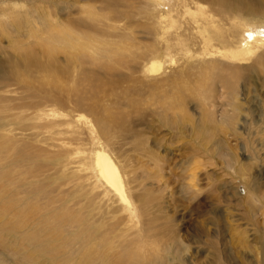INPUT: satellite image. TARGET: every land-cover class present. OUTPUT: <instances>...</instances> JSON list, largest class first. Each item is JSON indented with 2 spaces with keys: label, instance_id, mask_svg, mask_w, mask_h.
<instances>
[{
  "label": "bare ground",
  "instance_id": "6f19581e",
  "mask_svg": "<svg viewBox=\"0 0 264 264\" xmlns=\"http://www.w3.org/2000/svg\"><path fill=\"white\" fill-rule=\"evenodd\" d=\"M9 1H13L9 7L3 8L5 2L0 5V27H8L10 18L14 20L10 24L27 27L31 11L22 0ZM99 1L106 14L101 18L89 10L96 6L82 7L81 13L88 18L79 19V24L78 20L64 24L49 13L42 15L48 29L43 44L46 61L30 53L22 68L12 63L0 66V83L16 80L30 99L24 103L29 108L15 114L20 107L5 106L0 98V193L6 195L1 202L10 207L14 222L10 235L1 232L0 252L17 256L14 264H68L73 258L68 260V253L53 243L52 236L65 229L64 220L72 219L67 231L75 241L98 236L109 239L120 223L108 227L105 222L99 227L95 218L101 213L124 214L128 224L141 229L133 239L110 244L114 254L131 244L136 253L125 251L129 264H168L153 237L142 230L140 204L149 205L151 193L143 194L140 189L145 181L159 176L164 163L152 130L164 126L169 134L196 142L205 153L223 155L234 153L224 133L237 136L241 129L252 130L256 122L253 106L257 97L252 94L256 66L261 64L264 70V52L260 53L264 50V0H146L143 7L152 10L147 18L157 22L159 36L158 50L146 57L138 38L128 33L131 14L142 7L132 0ZM66 26L84 29L85 36L82 30ZM61 54L66 56L62 64L56 61ZM37 99L43 102L36 103ZM140 103L147 108L139 107ZM68 105L80 113L86 111L97 127L89 153L73 144L70 150H54L63 146L61 138L77 132L74 121L23 125L41 107ZM77 114L81 122L83 115ZM144 123L150 137L142 126L136 128ZM79 153L89 158L74 160ZM232 162L237 164V159ZM148 163H153L152 173L146 169ZM67 168L73 170L75 191L86 205L69 209L66 198L55 195L61 184L56 176L66 174ZM77 251L72 247L69 252L75 256ZM179 253L172 256L180 263ZM92 264L105 262L95 259Z\"/></svg>",
  "mask_w": 264,
  "mask_h": 264
},
{
  "label": "rangeland",
  "instance_id": "374dc122",
  "mask_svg": "<svg viewBox=\"0 0 264 264\" xmlns=\"http://www.w3.org/2000/svg\"><path fill=\"white\" fill-rule=\"evenodd\" d=\"M52 1L22 0L21 3L25 5V9L31 11V15L27 20L28 26L25 28H22L24 25L16 27L10 24V21H14L10 18L7 21L8 24H6L8 27H0V66L12 63L14 66L22 68L25 57L30 53L37 56L39 61H46L43 49L45 46L43 47V44L44 39L48 36V29H45L44 21H42L44 13H49L52 18L54 17L53 20L61 21L64 24L71 23L73 20H78L79 24L81 20L87 19L88 17L81 13L82 7L89 9V7L94 8L93 6H96L95 9L89 10L96 11L95 13L101 18L106 14L101 9L102 5L98 4L99 0H60L61 2L55 0L54 4ZM132 1L142 8L131 14L133 18L129 21L132 25L130 24L128 33L134 34L135 38H138L137 41L141 46L143 45L142 48L146 57L158 50L159 36H157V30L154 26H157V22L149 20V15L147 18V14L152 10L143 7L146 0ZM2 2H5L3 8L9 7L13 3L9 0H0V5ZM140 13H143L145 18L136 16ZM39 15L41 16L38 17ZM66 27L74 28V31L77 29V27L72 26ZM19 30L20 33L17 34L16 31ZM77 30H82L80 34H85L84 29ZM6 32L12 34L13 37L9 38ZM263 52L264 50L260 53L263 54ZM179 57L183 58L184 55L179 54ZM65 58L66 56L61 54L57 56L56 61L62 64L65 62ZM256 67V91L252 94L253 97H257V102H255L257 105L253 104L256 105L253 106L256 122L251 128L252 130L246 129L244 132L241 129L237 136L229 132L223 135L226 143L234 149V153H223V155L205 153L196 142L189 140L185 135H175V137L169 134L168 129L164 126L156 127L157 131L153 132L152 130V133L155 134L153 136L158 139L155 148L164 156V163L161 173L156 178L157 181L156 179L149 182L145 181L140 189V192L143 190L141 192H144L143 194L147 191L151 193L149 205H144L143 202L140 204L143 206L142 230L153 237L157 249H160V254L164 255L166 260H169L168 264H263L264 113L260 114V109L262 108L264 111V70L261 68V64ZM26 94L25 88L16 80L6 79V81L0 83L2 104L20 107V109L14 110L15 114H20L21 110L25 112L24 109L29 108L24 107L26 105L24 103L30 101L28 94ZM37 100H35L36 103L42 101ZM139 105V107L147 108V105L143 106L141 103ZM39 110V113L32 114L33 120L23 121V125L50 123L49 121L75 122L73 127L77 132L74 135L67 134L61 138L64 139L63 142L68 147H63V142H59L63 146L59 150L58 148H56L57 150L54 149L56 152L67 150V148L70 150L69 144H73L75 148L85 150L84 152L88 149L90 151L98 130L96 125L94 127V124H91V116L86 111L80 113L79 109L75 111L76 109L71 105L65 108L53 106L45 109L41 107ZM73 111L76 113H73ZM77 112L83 115L81 122L78 120ZM39 116L42 117V120ZM15 117H12L13 123H15ZM36 117L38 120H36ZM260 117L261 121H259ZM146 124H137L136 128L140 129L139 126H142L144 129ZM151 124L148 123V125ZM8 127L10 129L16 128L12 125ZM144 130L148 131L147 136L150 137L149 126ZM107 142L110 143L111 140L109 139ZM59 143L56 144L59 145ZM74 147L72 149H75ZM55 151L54 153H56ZM88 151L86 153H89ZM86 153L76 154L73 159L86 160L89 158V154ZM234 158L237 159V164H233L232 160ZM151 167H153V163H148L146 169L152 173ZM70 169L65 171L66 174L60 172L56 176L61 180V184L60 182L57 184V194L55 195L59 198L62 197L61 199L66 198L68 208L72 209L74 206L76 208L79 205H86V201L83 202L80 194L75 191L77 181L74 182L73 170ZM149 187L153 190H150ZM72 191L76 195L71 196L74 193ZM5 196L0 193V235L2 231L10 235L14 226V222L10 220V207L5 202H1ZM60 205L61 201L59 200L57 206ZM96 214L97 212H93V215ZM95 221H99V227L105 222L109 223L108 227L117 223H120V227L111 233L109 239L101 240L102 236H98L96 240L75 241L74 235L67 231L68 223H73V220L70 219L68 221L64 220L65 229L62 232L52 236L53 243L68 253V260L73 258L68 264H92L95 259H99L105 264H129L126 261L127 254L125 251L132 250V253H130L133 255L134 245L127 244L125 246H128L127 249L122 251L125 253L120 252L119 255L116 254L117 252L114 254V250H111L109 246L125 238L127 240L133 239L141 229H136V227L128 224L126 216L120 213H108L106 215L101 213L96 216ZM151 225L155 226L154 230H149ZM7 245L9 244L7 243ZM148 246L152 247L151 244H148ZM72 247L78 248L75 256H72L69 252ZM176 251H180L178 254L180 263L173 260L175 258L172 255ZM2 254L5 259L0 256V264H14L12 260L17 259V256L9 254V252ZM141 264L146 263L142 262Z\"/></svg>",
  "mask_w": 264,
  "mask_h": 264
}]
</instances>
